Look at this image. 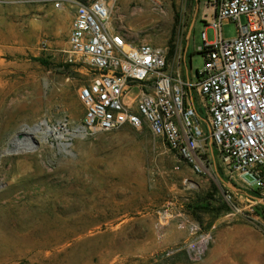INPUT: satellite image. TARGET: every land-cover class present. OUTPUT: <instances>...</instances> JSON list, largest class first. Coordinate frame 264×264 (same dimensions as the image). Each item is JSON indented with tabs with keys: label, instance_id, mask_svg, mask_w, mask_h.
<instances>
[{
	"label": "rangeland",
	"instance_id": "374dc122",
	"mask_svg": "<svg viewBox=\"0 0 264 264\" xmlns=\"http://www.w3.org/2000/svg\"><path fill=\"white\" fill-rule=\"evenodd\" d=\"M55 1L0 0V264H264V205L246 195L255 193L229 189L214 168L195 174L148 127L81 131L86 71L68 63L76 0L61 10ZM107 1L112 24L131 43L168 48L172 66L194 22L196 79L202 34L216 41L211 0ZM223 36L237 38L236 23ZM41 123L70 146L39 135L32 152L5 151ZM192 229L211 236L198 261L184 250Z\"/></svg>",
	"mask_w": 264,
	"mask_h": 264
},
{
	"label": "built area",
	"instance_id": "2783aa9c",
	"mask_svg": "<svg viewBox=\"0 0 264 264\" xmlns=\"http://www.w3.org/2000/svg\"><path fill=\"white\" fill-rule=\"evenodd\" d=\"M66 3L54 6L61 10ZM70 3L68 63L86 71L81 131L148 127L195 174L217 169L264 200V0H211L206 29L215 30L216 41L202 34L204 67L194 80L182 47L172 66L168 48L123 41L107 0ZM229 22L238 28L233 40L223 36ZM210 241V233L192 229L184 250L198 261Z\"/></svg>",
	"mask_w": 264,
	"mask_h": 264
},
{
	"label": "bare ground",
	"instance_id": "6f19581e",
	"mask_svg": "<svg viewBox=\"0 0 264 264\" xmlns=\"http://www.w3.org/2000/svg\"><path fill=\"white\" fill-rule=\"evenodd\" d=\"M119 35L122 37L123 41H128L129 44H136L129 41L128 31H126V29L122 26H119ZM1 133L3 134V132H0V140L2 137ZM39 135H42L44 140H47L52 136L55 137L56 139H58V141H60V146L64 147L65 149L70 146L69 143H65V141H67L69 138L62 134L57 126L51 128L47 125V123H41L31 128H24V130L22 131V137L20 138L18 135V137H14V139L10 143H8L9 145L7 147V150L5 151L10 152L14 149L15 152L20 153L32 152L34 150V145L39 142V140L37 139V137H40ZM71 136H76V134H73ZM55 211L57 212V209H55Z\"/></svg>",
	"mask_w": 264,
	"mask_h": 264
},
{
	"label": "crops",
	"instance_id": "0c3cea01",
	"mask_svg": "<svg viewBox=\"0 0 264 264\" xmlns=\"http://www.w3.org/2000/svg\"><path fill=\"white\" fill-rule=\"evenodd\" d=\"M210 4H211V10H214L213 9V7H212V3L210 2ZM198 7H199V3H198ZM192 27H194V22H193V24H192V26H191V28ZM191 36L188 34V36H187V39H188V41H187V43H186V45H185V51H184V54H188V49H189V38H190ZM171 69H173V67H171ZM215 174H216V176L220 179V181L226 186V187H228L227 185H226V183H230L229 181H228V179L224 176V175H222V173H220L219 171H217V169H215ZM232 184V183H231ZM234 186H236L235 184H233ZM237 188H238V192H241L242 190L238 187V186H236ZM229 188V187H228ZM230 189V188H229ZM232 190V189H231ZM247 195V197H250V198H252L253 199V197L254 196H252V195H250V194H246Z\"/></svg>",
	"mask_w": 264,
	"mask_h": 264
},
{
	"label": "water",
	"instance_id": "95a60500",
	"mask_svg": "<svg viewBox=\"0 0 264 264\" xmlns=\"http://www.w3.org/2000/svg\"><path fill=\"white\" fill-rule=\"evenodd\" d=\"M193 28V27H192ZM192 28L190 29V33L189 35L191 36V33H192ZM226 185L232 189L233 191H238V188L236 186H234L233 184L231 183H226ZM253 199H255L259 204L261 205H264V200L263 199H260V198H256V197H253Z\"/></svg>",
	"mask_w": 264,
	"mask_h": 264
},
{
	"label": "trees",
	"instance_id": "16d2710c",
	"mask_svg": "<svg viewBox=\"0 0 264 264\" xmlns=\"http://www.w3.org/2000/svg\"><path fill=\"white\" fill-rule=\"evenodd\" d=\"M172 52V51H171ZM254 197H256V198H260V199H262L261 197H259V196H254ZM203 209H206L205 207H202Z\"/></svg>",
	"mask_w": 264,
	"mask_h": 264
}]
</instances>
